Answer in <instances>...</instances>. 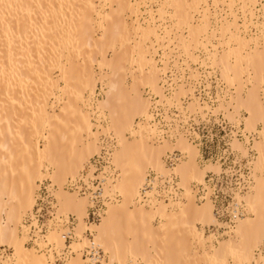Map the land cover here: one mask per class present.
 Listing matches in <instances>:
<instances>
[{
  "label": "bare ground",
  "instance_id": "bare-ground-1",
  "mask_svg": "<svg viewBox=\"0 0 264 264\" xmlns=\"http://www.w3.org/2000/svg\"><path fill=\"white\" fill-rule=\"evenodd\" d=\"M99 1L104 4L102 10L97 9L94 0H0V248L9 246L14 250L13 256L1 259L0 264H55L53 252L64 248L65 240L72 241L74 233L79 237V243L72 244L75 255L68 258L71 252L67 247L60 256L61 264H141L139 259L146 264H228V257H234V264H264V256L256 254L264 245V141L255 142L258 157L250 165V181L242 198L245 206L237 203L228 230L236 224L235 228L218 248L208 247L195 223L216 225L218 219L212 189L204 180V168L199 166L198 148L184 133L176 141L161 138L158 125L152 124V101L142 92V87H148L161 98L160 103L171 106L193 89L186 92L181 85L167 96L160 86L167 62H163L164 69L159 68L152 38L157 43L163 38L155 17L145 23L139 19L145 0ZM207 1H172L176 29L186 26L189 32V42L175 32L177 40L187 44L188 53L193 45L196 49L206 47L217 38V32L223 39L230 36L229 41L220 43L226 46L222 54L217 47L212 54L222 78L231 87L237 86L227 110L229 106L234 111L247 109L246 129L252 130L258 123L264 129V22H256L255 12L259 0L244 4L243 25L232 13L233 19L223 18L218 31L210 27V7L205 5L207 8L200 10ZM106 6L109 12H105ZM127 13L131 14V22ZM247 25L256 27L257 34L242 35L241 28ZM167 30L164 34L170 36L173 30ZM108 50L113 51L111 59L107 58ZM135 65L141 70V78L132 71ZM96 66L100 69L98 76ZM144 67L149 69L146 74ZM55 72L60 74L57 79ZM130 74L132 84L127 85ZM191 77L198 75L191 73ZM98 81L103 83V98L94 101ZM245 87L248 93L243 97ZM50 98L55 99L52 106ZM193 99L189 111L202 110L199 98ZM93 115L98 125L93 123ZM101 134L113 139L114 146L106 172L99 176L104 207L97 224L89 221L93 193H81L78 182L85 178L78 177L99 154ZM40 138L45 139L44 149ZM234 148L247 153L238 139ZM175 151H180L182 158L180 155L169 167L164 158ZM45 165L51 167V173L44 172ZM212 168L220 171L217 165ZM151 171L156 172V178L148 191ZM87 172V177L94 178V168ZM44 181L52 183L56 201L51 206L53 220L47 232L55 217L57 225L48 232L46 241L45 235L36 232V245L30 248L27 242L31 229L24 222L34 211L39 183ZM194 181L204 183H198L206 188L203 200L197 197L199 185ZM72 185L74 192L67 188ZM108 201L112 202L106 208ZM71 215L77 217L72 230L69 223L65 224ZM156 218L161 219L157 228L153 225ZM69 225L73 228V221ZM88 226L94 232L87 234L89 238L85 235ZM93 244L104 250L100 261L85 254ZM86 245L83 254L87 260L81 254Z\"/></svg>",
  "mask_w": 264,
  "mask_h": 264
},
{
  "label": "rangeland",
  "instance_id": "rangeland-1",
  "mask_svg": "<svg viewBox=\"0 0 264 264\" xmlns=\"http://www.w3.org/2000/svg\"><path fill=\"white\" fill-rule=\"evenodd\" d=\"M145 4H142L141 6V13L139 19L142 23H145L147 21H151V17H155V21L158 25L161 27V31H159L160 34V39L163 38L161 41H156L155 38H152V41L155 45V48L157 50V53H155V61L159 64V68L164 69V63L167 62V71H163L162 74L160 75V86H163V91L165 95L170 96L173 92L174 89L176 90L178 86L184 85L186 92L187 90L193 89V93L190 94H184L180 96V102H174L173 105H168L166 102L160 103L161 98L157 96L156 94L152 93L148 87H142L143 96L146 99H150L151 102V114L153 115V123L152 124H157L159 128V135L161 138H166L176 141L180 133H184L188 140L193 143L195 146L198 148L199 152V166L201 168H204L205 170V182L207 180L208 176H220V178L224 177L225 178V183L228 182L229 188L233 189L234 185L236 186L239 183V180L241 182V178L243 177L246 168H248L249 173L251 172V164L256 160V157H258V152L254 148L255 142H261L264 141V129L262 123H258L254 129L252 130H247L246 129V119L249 117V112L245 108H241L239 110H235L229 106L228 110V103L231 100V95L236 96V84L231 87L228 82L222 78V70L220 67L216 66L214 64V60L212 58V54H215L216 51L222 54L224 49H226V46H221L220 43H223L224 41H229L230 36H226L224 39L221 37V32H217L219 28L222 26L223 18H227V20H232V13L238 15V21L240 25L244 24L245 18L243 12H245L244 8L245 3H248V0H217V3L214 4V0H208L207 3H203L200 7L202 10L203 8H207L205 5L208 6V9L211 13V28L216 29L217 28V38H212L210 40L211 43H206V47H199L196 49L195 45H193L191 48H188L189 52L187 53L185 51V45H182L181 43L179 44V41L177 40L178 37H176V33H179V35H183L182 37L185 38L187 42H189V32L186 26L180 27L183 30H178L176 29V24L173 23L172 15L174 13L175 7L174 3L172 2L173 0H145ZM188 2L192 0H187ZM214 1V2H213ZM246 1V2H245ZM253 1V0H250ZM167 2V3H166ZM187 2V3H188ZM261 2V3H260ZM94 3L97 7V9L102 10L103 3H100L99 0H94ZM165 3V5H164ZM251 3V2H250ZM163 4V5H162ZM209 4V5H208ZM243 4V5H242ZM264 4V0H259V2L256 5L255 12L258 14V20L262 23L264 22V7L262 5ZM167 5V6H166ZM162 6V7H161ZM164 6V12H161V9ZM105 12H109L110 8L109 6H106L104 8ZM152 11V12H151ZM242 11V12H241ZM150 13H152L150 15ZM247 14V13H246ZM131 14L127 13L126 18ZM195 15V13H194ZM214 15V16H213ZM228 15V16H227ZM232 15V16H231ZM248 16V14H247ZM198 18V17H197ZM196 18V19H197ZM135 19V18H134ZM248 19V18H247ZM129 22L131 20L129 19ZM175 24V28H173ZM173 25V26H172ZM247 28H241L242 29V35L244 36H249L254 32L257 34V29L254 26L247 25ZM164 28V29H163ZM165 28H167L169 31L173 30L169 34H164ZM247 29V30H246ZM167 30V31H168ZM175 30V31H174ZM180 30V31H179ZM249 30V31H248ZM166 31V32H167ZM246 31V32H245ZM176 32V33H175ZM211 32V31H210ZM248 32V33H247ZM175 34V39H174V34ZM250 33V34H249ZM259 33V32H258ZM166 35V36H165ZM227 35V34H226ZM169 37V39H168ZM202 39H204L202 37ZM172 42L173 44L169 43ZM173 40V41H171ZM175 40V41H174ZM234 47L235 43H231ZM163 45V46H162ZM190 45V44H188ZM148 46H150V43H148ZM217 47V48H215ZM165 48V49H164ZM216 51H215V49ZM169 49V50H168ZM151 52L153 53L154 50ZM220 54V55H221ZM107 58L111 59L113 56V51L108 50L107 52ZM211 55V56H210ZM166 56V57H165ZM194 56L196 60L191 58ZM80 60L82 61L83 58L80 57ZM164 60V61H163ZM193 60V61H192ZM164 66V68H163ZM144 72L145 74L148 73L149 69L147 67H144ZM96 75L98 76L100 74V69L96 66L95 67ZM105 73H108V70H104ZM103 71V73H104ZM133 72H135V76L141 78V70L137 65L134 66L132 69ZM196 72V73H195ZM165 73V74H163ZM191 73L194 75H198L197 78L191 77ZM264 74V73H263ZM60 74L58 72H55L54 78L57 79V77ZM162 79V80H161ZM247 80V76H244V81ZM127 85L132 84V78L131 74L127 77L126 80ZM102 86L103 83L101 81H98L97 83V88L95 90V94L93 96V100H102L103 95H102ZM248 93V87H245L243 89V92L241 93L243 97L246 96ZM193 94V95H192ZM195 95V96H194ZM199 98V103L200 106L202 107V110H196L195 112H190L189 111V104L195 102L193 98ZM230 97V98H229ZM55 102L54 98H50L49 104L50 106L53 105ZM159 102V103H158ZM176 103V104H175ZM223 104V106H221ZM58 105V104H56ZM55 105V107H56ZM206 105V107H205ZM31 107V106H30ZM30 107H28V110H30ZM59 106L55 108L56 112H59ZM31 111V110H30ZM48 111L52 113V109L48 107ZM93 123L95 125H98L99 122H97V118L93 115L92 117ZM99 121V120H98ZM187 131V132H186ZM96 132V131H95ZM186 132V133H185ZM188 134V135H187ZM260 134V135H259ZM262 136V138H261ZM240 140L245 147V150L247 153L244 154V151H240L238 149L234 148V142L235 140ZM248 139V140H247ZM40 147L44 149V145L46 144L45 139L40 138ZM100 146L101 150L98 155H95L92 157L90 160V166L87 167L85 171H81V176L78 178L84 177V181L89 186V188L93 189L95 191L97 189L96 186H98L100 183V186H102V180L100 179V175L104 174L106 172V167L108 165L107 158H110V150L112 146H114V141L113 139L109 138L108 136H104L103 134L100 135ZM109 146V147H108ZM108 147V149H107ZM110 148V149H109ZM107 152H106V151ZM107 153L109 156L106 154V158L104 159V153ZM177 153L181 155L182 158V153L180 151H175L172 154ZM171 155V153H168V156ZM167 158V157H166ZM166 158L165 163H166ZM106 160V162H104ZM252 162V163H251ZM217 165L220 167V171H214V168H210V166ZM105 166V167H104ZM92 167L94 168V178L87 177L88 175V170L89 168ZM206 167V168H205ZM91 170V169H90ZM44 172L46 174L51 173L52 169L49 165H45ZM154 172V171H151ZM156 173V172H155ZM109 175L110 173H106ZM251 175V174H250ZM252 177V176H251ZM71 181H73L71 179ZM70 181V182H71ZM81 181V180H80ZM179 181V180H178ZM254 181V180H253ZM83 183V181H81ZM196 185H199L200 181H194ZM254 183V182H252ZM42 184H46L48 191L51 192V195L53 196L54 193H52V189L50 188V183L49 181H44L40 182V188L38 192V198L40 194V189L43 188ZM48 184V185H47ZM204 184V183H200ZM70 185V184H69ZM252 185V184H251ZM250 185V187H251ZM42 186V187H41ZM195 186V185H193ZM73 187L72 186H67L68 190L71 192H74L71 190ZM194 188V187H193ZM78 189V187H76ZM250 189V188H249ZM183 190V189H182ZM249 191V190H248ZM233 192V191H232ZM246 192H234V195H232V199L234 200V204L237 205V203L240 205L242 204L245 206L244 200L242 199L243 196H245ZM248 193V192H247ZM182 197L184 196V190L182 191ZM232 194V193H231ZM82 195V194H81ZM88 196V195H87ZM42 197L43 194H42ZM54 197V196H53ZM240 197L241 199L239 200ZM37 198V200H38ZM54 203L55 201V197ZM117 200L120 199V196L116 198ZM231 198H229V202H232ZM243 200V201H242ZM240 201V202H239ZM112 202L108 201L106 203V208H107V203ZM53 203V204H54ZM205 203V202H203ZM203 203H199L202 205ZM168 204V203H167ZM55 208V213L57 212L56 207ZM49 211V212H48ZM51 210L45 209L43 212V219L41 221H44L45 224H48L52 218H51ZM53 211V209H52ZM106 211V209H105ZM53 215V214H52ZM57 216V215H55ZM54 216V217H55ZM65 218V217H64ZM67 223H71L73 221L74 225L71 226L68 224V227L72 230L77 224V217L71 215L68 218H66ZM218 223L216 225H208L203 222H196V231L197 233L202 237L203 243L206 242L207 246H214L215 248L219 247L220 242H223L228 238L229 232L232 233V229L228 230L229 227V220L228 218H218ZM28 218L26 219L25 224L31 225V223L28 222ZM53 220V219H52ZM64 220V219H62ZM48 222V223H47ZM55 222V223H54ZM161 219L156 218L153 222V225L157 228L160 226ZM87 223L88 220H87ZM100 223V222H99ZM237 223V222H236ZM98 224V223H97ZM227 224V225H226ZM56 217L55 221L51 222L49 225V230L48 232L56 227ZM59 225H63L60 224ZM90 225V224H89ZM91 226H88L85 231V235L88 237V233L91 232L92 235H94L93 231L90 228ZM41 235H45L43 237L45 241L48 239L49 233L46 232L44 227ZM41 228L37 229V231L41 232ZM47 229V227H46ZM34 230V228H33ZM73 239L70 243V255H67V257H72L75 255L74 250H72V244L79 240V237L77 239L75 233L73 235ZM28 242H27V247H34L33 244L34 240L37 239L33 237V235L29 236ZM47 237V239H46ZM89 238V237H88ZM77 239V240H76ZM81 239V238H80ZM66 242V240H65ZM36 243V242H35ZM83 243V242H82ZM69 245V244H68ZM89 245L84 246V248L81 251L83 259L87 260L84 257L83 251L86 247ZM67 244L64 248H61L58 252L54 251V262L55 264H59L57 262V259L61 258V254L65 252V249L67 248ZM53 248V247H52ZM51 247L47 249L48 251L52 249ZM212 253L213 250H211ZM259 251V250H258ZM256 252V254H261L264 256V245L261 246L260 251ZM104 252V250H103ZM14 254V250L10 248L9 246H3L0 248V260H7L10 257H12ZM67 258V259H68ZM105 258V255H104ZM228 264H234V257H228ZM139 263L144 264L143 260L139 259L137 260ZM66 264V261L65 263ZM135 264V263H131ZM146 264V263H145ZM207 264V263H205Z\"/></svg>",
  "mask_w": 264,
  "mask_h": 264
},
{
  "label": "built area",
  "instance_id": "built-area-1",
  "mask_svg": "<svg viewBox=\"0 0 264 264\" xmlns=\"http://www.w3.org/2000/svg\"><path fill=\"white\" fill-rule=\"evenodd\" d=\"M106 152L104 153V155H105L104 159L106 158V154H107ZM179 156H180V154H177V153H175L174 155H169L166 158V164L169 167H173L176 164V162L178 161ZM104 162H106V160H104ZM155 178H156L155 173H153V172L150 173V175L148 177L149 183L146 186V190L150 191L152 189V187L154 185L153 182H154ZM241 179H242L241 182L239 180V183L236 186L234 185L233 189L232 188L230 189L228 186V182L225 183L224 177L220 178V176H214V175L207 177L208 186L211 187V189H212L211 200L214 202V205H215V213H216L218 218H228L229 226L233 225L232 212H233L234 208L236 207V205L234 204V200L232 199V195H234V192H237L238 190L241 192H244V190L247 188L248 181H250L248 168H246L245 173ZM81 181H83V183ZM81 181L78 182L81 193L82 194H85L86 192H92L93 193V197H92L93 206L89 209L90 210L89 221L91 223H97L100 221V213L102 212L103 207H104L103 202H102V198L100 195V193H101L100 183H97L99 185L96 186L97 189L95 191H93V190H91V188H89L87 186V184L85 183V181L83 179ZM42 186H43V188L40 189L41 196L39 195V198L37 200V204L34 208V211L32 212V215L27 216V218L29 219L28 222L31 223V225H27V223L25 224L27 227H29L31 229L30 230L31 235H33V237H35V238H37V236L35 234L36 232L40 233V235L43 234L42 233L43 228H41V227H44L46 232H47L48 224H45L44 221H41V219H43V217H44L43 212L45 209L49 208V210H51L50 211L51 218L53 219V215H52L53 211H52L51 206L54 202V199H53V196L51 195V192L48 191L46 184H43ZM166 186H168V183L166 184ZM42 194L44 197H42ZM205 194H206L205 186L199 185L198 186V192H197L198 199L203 200L205 197ZM171 196H173V195H171ZM229 198H231L233 201L229 202ZM233 217H235V214L233 215ZM25 222H26V220H25ZM35 223L37 224V226H35ZM46 227H47V229H46ZM33 228H34V230H33ZM39 228H41V232L37 231V229H39ZM42 236H44V235H42ZM90 239L92 240V237H90ZM35 240H37V239H35ZM70 243H71V239L69 238L66 241V244L68 247L70 246ZM85 251H86V253H85L86 256H88L89 258H95L97 261H100L103 257L102 249H100L97 246H94V244L92 247L86 248ZM57 262L59 264H61V260L59 259V257L57 259Z\"/></svg>",
  "mask_w": 264,
  "mask_h": 264
}]
</instances>
